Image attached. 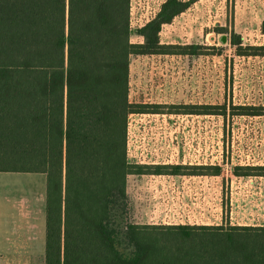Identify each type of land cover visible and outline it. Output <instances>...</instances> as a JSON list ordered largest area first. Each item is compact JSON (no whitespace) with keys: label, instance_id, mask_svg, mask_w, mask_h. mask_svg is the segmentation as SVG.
I'll return each instance as SVG.
<instances>
[{"label":"trees","instance_id":"1","mask_svg":"<svg viewBox=\"0 0 264 264\" xmlns=\"http://www.w3.org/2000/svg\"><path fill=\"white\" fill-rule=\"evenodd\" d=\"M192 3L167 0L133 31L131 0H0V173L46 179L45 264H264V227L130 219L128 179L148 172L128 160L130 116L147 110L130 102L132 59L203 55L195 45L161 44L163 27ZM231 46L239 57L264 58V46H244L239 35ZM190 115L260 118L264 106L191 105ZM233 175L264 178V165H237Z\"/></svg>","mask_w":264,"mask_h":264},{"label":"rangeland","instance_id":"2","mask_svg":"<svg viewBox=\"0 0 264 264\" xmlns=\"http://www.w3.org/2000/svg\"><path fill=\"white\" fill-rule=\"evenodd\" d=\"M181 1L193 3L172 24L163 27L161 38L164 44L195 45L200 47L199 53H204L185 57L180 61V67L185 66L184 76L187 79V93L191 105L226 103L229 107L264 106V58L239 57L231 46V39L235 34L242 38L244 46H264V0ZM221 34L229 36L228 45L221 46L218 43ZM136 40L134 35L132 41ZM212 47L219 48L220 51L215 55H206V49ZM132 123L133 127L148 125L146 120L133 119ZM149 125L189 127L187 133L180 134V143L182 136L185 137V143L189 142L188 159L192 163H221L224 153L227 155L229 163L225 165L223 176L207 180L205 194L188 198L193 210L209 211L208 217L213 213V222L221 223L219 215L222 213L223 221L226 220L228 212L224 203L229 199V215L230 218L233 217V222L264 225V178L232 176V167L237 164L264 165V117H229L225 122L222 117L216 116H171L155 118ZM165 136L169 139V134L152 137L160 138L158 142L162 143ZM0 175L7 179V189H1L0 197H6L5 190L9 196L7 203L0 201V223L10 229L11 233L7 238L13 241L12 245H16L19 233L26 230V227L25 230L20 227L17 220L8 219L18 216L17 206H20V201L26 214L24 224L26 221L29 223L30 233L24 242L26 250L20 256L19 264H43L46 179L37 174ZM1 186H4V181ZM3 226L0 227L2 236L7 234ZM2 259L1 256L0 261Z\"/></svg>","mask_w":264,"mask_h":264},{"label":"crops","instance_id":"3","mask_svg":"<svg viewBox=\"0 0 264 264\" xmlns=\"http://www.w3.org/2000/svg\"><path fill=\"white\" fill-rule=\"evenodd\" d=\"M165 4L167 0H159ZM162 34V32H161ZM160 34V37H161ZM134 43H143V37L137 36ZM133 38V37H132ZM161 44L162 42L161 38ZM172 45V44H166ZM185 57L176 55H149L137 56L132 59L130 68V102L135 105H141L147 110L143 113L133 114L131 119L140 121V115L154 114L150 122L155 118L165 117H190L191 101L187 93V79L185 74V66L180 67V61ZM182 72V73H181ZM180 73L182 76H180ZM163 89L162 94L159 93L154 97L153 102L148 101V96L151 90L159 91ZM186 90V96H185ZM130 119V120H131ZM146 120V119H145ZM189 127L181 126H153L143 125L130 127L128 131V160L129 163L136 166L144 167L147 174L132 175L128 179L127 194L130 201L131 212L130 219L137 225H165V226H180V225H201V226H220L230 224L232 226H253L264 227L261 224H240L233 222V217L230 218L229 209L231 203L229 199L224 203L227 212L226 220L223 221L222 213L221 223L213 222V213L208 217L209 211L198 212L193 210L188 202V198L192 195L198 196L200 193L207 192V180L222 177L225 171L226 163H229L228 157L225 156L221 163L219 162H194L189 158L190 145L182 136L180 143V134H185L189 131ZM157 134H169V139L165 136L162 138V143H159L160 138L152 137ZM142 135H145L142 136ZM161 140V139H160ZM187 140V138H186ZM155 141V142H154ZM242 165V164H237ZM235 165V166H237ZM249 165V164H245ZM189 166H219L222 168L220 176H191L186 174H155L159 168H185ZM232 167V176L233 168ZM244 166V165H242ZM7 174V173H0ZM18 174V173H13ZM2 176V175H0ZM238 178V177H235ZM244 178V177H242ZM250 178V177H249ZM258 178V177H253ZM19 180V179H16ZM4 181V186L1 183ZM7 179L0 177V196L1 189H7ZM5 198L0 197V201L8 202V194L5 190ZM21 195V194H20ZM22 198V195L20 196ZM21 198L18 200L20 201ZM46 198V191H45ZM11 201V199H10ZM46 203V200H45ZM45 203L43 214L45 218ZM18 216L9 217L10 221L17 220L18 224L25 232H20L16 245H12L7 237L10 235V229L0 223V227H4L7 234H0V257L3 259L0 264H13L21 262L20 256L25 253V239L28 237L29 223L24 224V206L20 201ZM216 216V218H220ZM18 218V219H17ZM43 219V218H42ZM44 221V241L46 223ZM203 221V222H202ZM22 244V245H20ZM42 258V257H41ZM43 264H45V253Z\"/></svg>","mask_w":264,"mask_h":264},{"label":"built area","instance_id":"4","mask_svg":"<svg viewBox=\"0 0 264 264\" xmlns=\"http://www.w3.org/2000/svg\"><path fill=\"white\" fill-rule=\"evenodd\" d=\"M162 3L159 0H131V28L133 31L143 28L148 23L153 21L157 15L160 13L162 8ZM163 89L156 91L151 90L150 95L148 96V101L153 102L154 97L159 93L162 94ZM130 94H131V86H130ZM133 115V114H132ZM130 116V119L132 117ZM154 114H144L140 115V120H145L149 124H151L150 120L152 117H156ZM129 119L128 131H130V127H133L132 119ZM129 136V134H128Z\"/></svg>","mask_w":264,"mask_h":264},{"label":"water","instance_id":"5","mask_svg":"<svg viewBox=\"0 0 264 264\" xmlns=\"http://www.w3.org/2000/svg\"><path fill=\"white\" fill-rule=\"evenodd\" d=\"M218 43L221 46L228 45L230 43V38L227 34H221L218 38Z\"/></svg>","mask_w":264,"mask_h":264}]
</instances>
